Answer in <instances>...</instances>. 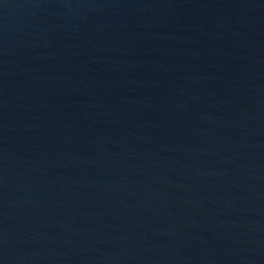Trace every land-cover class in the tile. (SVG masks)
<instances>
[{
  "label": "water",
  "instance_id": "1",
  "mask_svg": "<svg viewBox=\"0 0 264 264\" xmlns=\"http://www.w3.org/2000/svg\"><path fill=\"white\" fill-rule=\"evenodd\" d=\"M0 264H264V0H0Z\"/></svg>",
  "mask_w": 264,
  "mask_h": 264
}]
</instances>
